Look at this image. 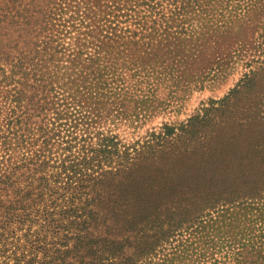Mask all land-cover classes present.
<instances>
[{
	"label": "trees",
	"instance_id": "obj_1",
	"mask_svg": "<svg viewBox=\"0 0 264 264\" xmlns=\"http://www.w3.org/2000/svg\"><path fill=\"white\" fill-rule=\"evenodd\" d=\"M13 26L21 36L0 41V264H258L243 257L264 223L242 226L235 203L264 196V169L254 186L131 190L123 175L136 146L174 128L130 151L99 126L104 114L141 121L156 89L179 86L202 56L214 57V77L236 59L264 68V0H5L0 36Z\"/></svg>",
	"mask_w": 264,
	"mask_h": 264
},
{
	"label": "rangeland",
	"instance_id": "obj_2",
	"mask_svg": "<svg viewBox=\"0 0 264 264\" xmlns=\"http://www.w3.org/2000/svg\"><path fill=\"white\" fill-rule=\"evenodd\" d=\"M0 9H5V0H0ZM18 30L20 27L13 26L2 33L7 34L0 36L3 47L10 46L21 36ZM234 41L227 42L225 47L219 46V51L228 54L236 45ZM18 46L21 49V40ZM18 53L16 51L14 56ZM246 61L236 59L235 65L232 64L214 77L217 63L215 71L210 72L209 69L215 63L214 57L202 56L195 61L197 66L188 65L192 72L177 73V77L182 78L179 86L167 83L156 89L153 109L141 121L133 122L131 115L122 120V116L114 112L113 116H102L100 129H111L112 134L117 136L121 150L125 147L132 151L136 144L143 145L151 133H158L165 124L174 128L171 137L161 140L159 145L152 143L150 145L153 147L148 148L146 145L143 149L136 146L139 151L134 155L128 173L123 175L127 179L126 183L131 184V190L139 184H148L164 192L162 187L166 183L195 190L194 186L198 184L213 186L243 183L254 186L259 182V171L264 169V68L252 66L250 73ZM201 66L208 68L203 70ZM132 109L128 108L127 112H132ZM189 196L182 197L185 200ZM249 197L236 201L235 205L244 203L246 210L241 212V225L252 230L258 227L256 221L264 223V196ZM165 201L164 206L171 207L173 194ZM258 233V230L249 233L247 255L243 259L264 264V257L258 256L262 254L258 252L260 248L264 250V236L256 238ZM24 251L30 253V249ZM11 252L12 247L8 246L7 253ZM32 252L31 259L35 255L38 259L43 258L40 251ZM130 253L128 251L126 255ZM184 258L170 264H214L211 260L202 261L196 256ZM217 259L220 260L219 255Z\"/></svg>",
	"mask_w": 264,
	"mask_h": 264
}]
</instances>
